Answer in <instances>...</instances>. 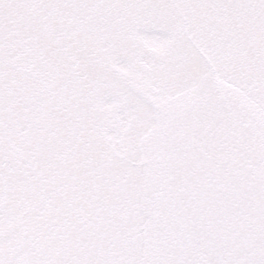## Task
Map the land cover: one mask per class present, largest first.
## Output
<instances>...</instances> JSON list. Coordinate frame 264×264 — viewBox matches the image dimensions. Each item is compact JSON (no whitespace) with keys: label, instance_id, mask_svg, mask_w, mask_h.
I'll list each match as a JSON object with an SVG mask.
<instances>
[{"label":"water","instance_id":"water-1","mask_svg":"<svg viewBox=\"0 0 264 264\" xmlns=\"http://www.w3.org/2000/svg\"><path fill=\"white\" fill-rule=\"evenodd\" d=\"M30 1L0 0V10L6 18L17 10L22 17L39 19L36 9L28 5ZM67 1L73 15L88 13L91 5L101 4L97 0ZM130 1L123 9L111 5L107 12L97 14L119 22L122 14L130 17L157 2ZM214 1L219 5L224 2V13L237 18L235 23L239 22L243 29L251 33L258 25L264 31V0ZM214 1L163 0L166 8L162 14L180 30L182 25L192 33L205 29L212 36L220 20ZM22 34L30 33L25 30ZM254 34L257 36V31L251 35ZM157 35L152 33L147 38L157 39ZM208 35L199 37L206 43ZM43 39L49 48L52 44L46 37ZM255 41L264 47V36H257ZM29 42H33L32 37ZM62 50L61 45H56L60 52L57 56L64 53ZM89 62L94 64L92 59ZM123 82L152 109L155 121L142 145L145 182L141 208L153 217L144 227L146 246L141 264H264V113L254 105L242 107L244 99H236L239 109L228 108L214 85L213 92L206 84L191 87L188 104L180 97L161 101L125 77ZM239 119L248 123L250 133L239 126ZM16 194V190H6L9 205ZM3 217L0 215V221ZM37 226V247L43 251H36L44 254L53 229L44 222ZM74 242L78 243L74 237L64 241L58 258L61 264H74L82 255L79 243L68 249ZM8 251L0 257V264L13 262L14 251ZM47 263L52 264V256H48Z\"/></svg>","mask_w":264,"mask_h":264}]
</instances>
